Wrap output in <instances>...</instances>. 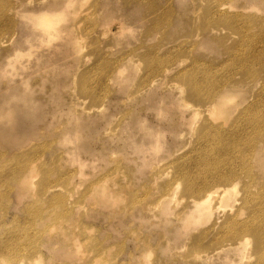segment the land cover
<instances>
[{
    "label": "rangeland",
    "instance_id": "obj_1",
    "mask_svg": "<svg viewBox=\"0 0 264 264\" xmlns=\"http://www.w3.org/2000/svg\"><path fill=\"white\" fill-rule=\"evenodd\" d=\"M67 2L0 0V264H264V0Z\"/></svg>",
    "mask_w": 264,
    "mask_h": 264
},
{
    "label": "bare ground",
    "instance_id": "obj_2",
    "mask_svg": "<svg viewBox=\"0 0 264 264\" xmlns=\"http://www.w3.org/2000/svg\"><path fill=\"white\" fill-rule=\"evenodd\" d=\"M76 0H68V4L70 2L74 3ZM45 10L40 11V13H35L33 15H29V13L25 16V17H29L34 25H38L41 27V30L45 33H47L49 31V27H52V18L49 17V15H51L52 13L47 12ZM24 18V15H23ZM28 18V19H29ZM226 94L222 93L221 95L215 96L214 97V105L215 104H222L224 101V97ZM13 100V101H12ZM10 101L15 102L13 98H10ZM9 105V102H8ZM25 107H28L25 104ZM30 108V107H28ZM217 135H220L218 133H216ZM224 150H226V147L223 148ZM254 157H255V169H264V152L256 150L254 153ZM217 164H211L209 162V164L207 162H205L203 165H201L200 167L203 169L202 172L200 173V175L196 176L193 179V184H192V189L195 190L197 193L200 191V193L198 194V196L200 194H202L201 197L198 198V202H195V208L197 209V212L199 213V215L204 214L203 211L205 210L206 206L208 205L209 202H213L215 197L217 196H221L222 197L228 193L229 190L224 189L222 190L221 188H219L220 186H225V185H217V183L215 184H211L210 181L213 180H217L218 182L221 181V177L222 176H214L211 175L209 173V171L214 168ZM220 167L224 166V163H219L218 164ZM28 173L30 175L36 174V170L35 168H29ZM246 173H250V167L247 168ZM244 171V172H245ZM252 171V170H251ZM203 172H205L203 174ZM239 176V175H238ZM31 178V179H32ZM224 181H227L228 183H230L231 181H234L237 179V175H234L231 172H228V174H226L225 178H223ZM228 185V184H226ZM100 200L101 202H108L109 200H111L112 198L107 196V194H105L103 196V193L100 194ZM245 202L248 205V207L252 208L250 211V224L244 223L241 224L239 227L243 226L244 230H249L250 234L253 235L256 239L255 242V249L257 250H261L262 248H264V191L261 192L259 191V193L257 194H250L247 193L246 197H245ZM135 209H138L140 211H146V209H149L148 207H141L140 204H138ZM162 212H164V208L161 209ZM198 220H195L194 223H196ZM227 225H229V230H230V234L234 235L236 233L237 230V226L238 224L236 222H234L233 220H229L227 222ZM231 237V236H230ZM241 241V239L236 241V244H238V242ZM263 260H259V263L261 264ZM258 263V264H259Z\"/></svg>",
    "mask_w": 264,
    "mask_h": 264
}]
</instances>
